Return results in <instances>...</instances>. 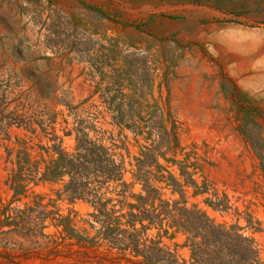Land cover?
<instances>
[{"label": "rangeland", "instance_id": "1", "mask_svg": "<svg viewBox=\"0 0 264 264\" xmlns=\"http://www.w3.org/2000/svg\"><path fill=\"white\" fill-rule=\"evenodd\" d=\"M77 144L112 226L177 202L264 264V0H0V264H151L39 179ZM169 222L134 229L189 260Z\"/></svg>", "mask_w": 264, "mask_h": 264}, {"label": "trees", "instance_id": "2", "mask_svg": "<svg viewBox=\"0 0 264 264\" xmlns=\"http://www.w3.org/2000/svg\"><path fill=\"white\" fill-rule=\"evenodd\" d=\"M76 150L75 154L59 151L57 159L44 168L39 179L52 181L64 174L69 175L70 180L65 185V191L69 193L71 199L89 201L98 211L94 218L104 217L98 219L102 224V234L104 238L110 239L113 245L129 250L151 264H253L256 251L248 238L232 232V228L226 229L223 225L214 224L204 211L187 210L178 207L177 202H173L171 208H168L167 203H161L156 207L151 204L150 208H145L146 202H140L132 205L137 213H129L125 221L132 231L112 226V223H118L117 219L110 218V213L105 210V203L100 201L101 195L94 187H88L89 181H82L81 168L84 162L81 159L85 155L81 154L79 144ZM91 161L96 159L93 158ZM138 199L144 198L140 196ZM166 218L170 219V226H175L187 234L189 260L178 258L174 252L160 247L158 240L144 238L141 232L134 229L135 222L141 224L146 220L147 225L142 226V229H145L150 225L160 226L162 220ZM236 255H239L238 261H234Z\"/></svg>", "mask_w": 264, "mask_h": 264}]
</instances>
